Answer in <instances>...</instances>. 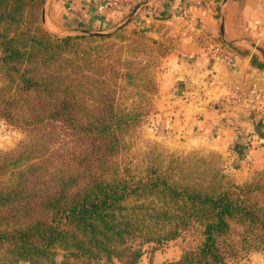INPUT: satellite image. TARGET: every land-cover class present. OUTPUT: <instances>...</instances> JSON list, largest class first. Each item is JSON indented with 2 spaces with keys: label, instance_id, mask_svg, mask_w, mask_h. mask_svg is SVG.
I'll use <instances>...</instances> for the list:
<instances>
[{
  "label": "trees",
  "instance_id": "obj_1",
  "mask_svg": "<svg viewBox=\"0 0 264 264\" xmlns=\"http://www.w3.org/2000/svg\"><path fill=\"white\" fill-rule=\"evenodd\" d=\"M43 2L0 0V114L35 143L0 155V264H54L58 250L61 264H136L143 243L172 239L190 224L201 227L197 245L157 264H234L239 250L225 239L233 224L254 234L242 238L244 248L263 244L264 172L235 183L212 168L186 186L158 168L134 174L115 160L142 107L133 100L140 92L123 104L126 87L149 84L156 93L157 84L143 67L123 70L124 37L123 54L113 52L129 26L61 36L44 26ZM139 30L130 32L144 36Z\"/></svg>",
  "mask_w": 264,
  "mask_h": 264
},
{
  "label": "crops",
  "instance_id": "obj_2",
  "mask_svg": "<svg viewBox=\"0 0 264 264\" xmlns=\"http://www.w3.org/2000/svg\"><path fill=\"white\" fill-rule=\"evenodd\" d=\"M107 1L46 0L45 23L57 33L104 31L137 4L125 25L167 48L156 75L155 135L220 152L240 178L264 170V105L225 99L233 84L264 77V0H125L120 10ZM219 44L230 50L228 58L212 51ZM257 259L264 264V251Z\"/></svg>",
  "mask_w": 264,
  "mask_h": 264
},
{
  "label": "rangeland",
  "instance_id": "obj_3",
  "mask_svg": "<svg viewBox=\"0 0 264 264\" xmlns=\"http://www.w3.org/2000/svg\"><path fill=\"white\" fill-rule=\"evenodd\" d=\"M46 7V5H45ZM43 22V21H42ZM44 26L47 27L45 21ZM123 27V26H122ZM121 28V27H120ZM119 28V29H120ZM133 27H126L119 31L115 37L116 46L113 49L115 54H123L119 50L121 39H126L125 44L127 47L123 57H125L129 65L124 67L123 70L136 71L138 68L143 67V72L146 73V78L157 84L156 75L157 69L161 63V55L163 50L167 49L162 41L155 39L146 31H139L144 34H134L130 32ZM49 29V28H48ZM80 28H74L77 30ZM116 29L109 33L118 31ZM137 29V28H136ZM50 30V29H49ZM108 30V29H107ZM104 30L103 32L107 31ZM51 31V30H50ZM54 32V31H51ZM58 35H76L81 33L64 32L57 33ZM159 41V46L151 40ZM139 60V63L137 62ZM126 68V69H125ZM141 74V72L139 73ZM152 79V80H151ZM151 86H146L140 83L139 86L129 85L125 89V101L123 104L126 106L131 104V100L126 98L128 93H141V96H135L134 102L136 105L142 106L139 118L131 129L126 132L125 140L126 146L122 148L116 155L115 160L121 164L126 162L129 164L132 172H142L148 168H158L167 181H176L178 185L193 186L198 184L202 178L208 177L212 168H220L232 182L242 183L249 180L256 172H252L247 178H240L235 176L229 169L225 156L220 152L211 148H187L173 144L169 139L158 137L154 133L153 125L151 124V117L155 110V91ZM84 118H81V122ZM62 123V125H66ZM15 121H9L0 114V155L10 153L16 150L23 144L34 146L35 143L30 141L27 143V131ZM57 140L56 138H53ZM26 140V141H25ZM61 142V141H60ZM264 172V170H260ZM138 174V173H134ZM201 227L196 224H190L185 229L172 239H162L161 241H149L142 244V254L136 264H157L165 261H173L178 259L185 250L194 248L200 240ZM254 234L247 230L246 227L240 224H233L231 231L226 235V240H234V243L239 250L235 258L232 260L234 264H256L258 261V254L263 253L264 243L258 247L250 246L244 248L242 238L253 239ZM63 259V251L58 250L55 255V263L61 264ZM71 264H122L121 261L113 259L108 261L105 259L79 261L77 259L69 258ZM17 264H28L27 262H18Z\"/></svg>",
  "mask_w": 264,
  "mask_h": 264
},
{
  "label": "built area",
  "instance_id": "obj_4",
  "mask_svg": "<svg viewBox=\"0 0 264 264\" xmlns=\"http://www.w3.org/2000/svg\"><path fill=\"white\" fill-rule=\"evenodd\" d=\"M125 0H108L107 5L112 6L116 10L124 8ZM212 51L220 58H228L230 50L223 44L212 46ZM225 99L230 100L236 105L244 107H259L264 105V85L258 86L252 83L248 89H244L239 83L231 86L229 93Z\"/></svg>",
  "mask_w": 264,
  "mask_h": 264
},
{
  "label": "water",
  "instance_id": "obj_5",
  "mask_svg": "<svg viewBox=\"0 0 264 264\" xmlns=\"http://www.w3.org/2000/svg\"><path fill=\"white\" fill-rule=\"evenodd\" d=\"M45 5H46V0H44L41 8V19L44 22L45 21ZM137 7V6H136ZM136 10V8H134ZM135 10H132L122 21L119 23L115 24L111 28H109L107 31H96V30H90V29H77V30H71L69 32H76V33H81V34H104V33H109L111 31H114L116 29H119L120 27L124 26L127 24L131 18L133 17ZM258 80V82H257ZM252 83H256L258 86L264 85V77H256L255 81L250 80L246 86H243L244 89H248Z\"/></svg>",
  "mask_w": 264,
  "mask_h": 264
}]
</instances>
